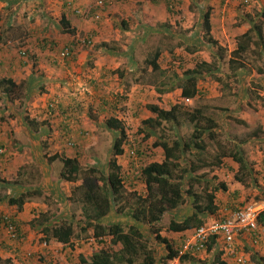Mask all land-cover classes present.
<instances>
[{"label":"rangeland","instance_id":"obj_1","mask_svg":"<svg viewBox=\"0 0 264 264\" xmlns=\"http://www.w3.org/2000/svg\"><path fill=\"white\" fill-rule=\"evenodd\" d=\"M171 3L173 8L169 7ZM91 9L97 12L91 13ZM207 9L211 11L210 37L216 41L214 44L201 39L204 33L202 14ZM263 9L264 0H248L247 3L244 0H231L226 4L220 0H0V10H3L0 18V78L7 77L10 64L29 65L28 68H17L18 72L14 75L23 83L17 84L7 97L0 92V178L10 181L19 179L25 185H40L42 189V195L34 196L30 212L23 214L21 219L16 218L18 226H29L26 232L21 228L25 238L15 240L0 231V257L16 262L13 251H20L23 257L42 259V264H80L79 255L89 257L103 245L92 239L76 244L72 249L57 241L45 244L40 229L45 224L44 218L46 223H53V217L59 218L67 213L65 210L72 213L76 222L82 219V193L76 194V198H80L78 202L73 199V189L82 183L90 168L107 172L108 162L115 157L112 142L117 132L107 127L109 117L120 119L127 134L124 153L116 156L126 190L144 191V184L132 178L134 170L129 144L135 141L138 145V160L161 161L163 150L154 146V142H172L178 136L189 139L193 124L185 120V113L194 108H199L203 117L214 120L216 135L207 140V147L199 160L192 157L193 161L199 165H202V161L212 164L214 156L221 155L226 149L240 152L247 159L250 171L255 169L258 184L264 186L261 179L264 162V18L258 19ZM8 14L12 15V19L7 23L5 18ZM63 14L75 29L74 34L60 31L59 20ZM242 18H254V23H260L262 38L258 39L251 32L253 43L249 50L241 58L235 57L237 64L245 66L238 64L239 68L234 69L236 63H229L228 60L235 48V39L252 26L248 21L240 22ZM87 33L92 34L93 42L90 46L78 47L73 62H54L59 50L74 35L82 37ZM198 41L202 42L201 48L195 53H189L182 47V44L191 46ZM156 50L160 53L157 60L160 71H153L148 64ZM196 60L212 62L210 64L214 69L198 81L199 93L186 100L180 95L181 89L174 87L177 81L175 74L181 75L185 69L192 68ZM43 63L53 68L58 78L54 86L44 83L49 89L40 86L46 98L41 105L34 106V92L25 97L24 87L29 83L28 78L34 77V64L40 69ZM100 66L104 67L101 71L97 69ZM28 70L29 75L22 78V74L28 73ZM30 87L34 89V81ZM57 87L62 94L49 96L48 93ZM102 100L105 105L103 109L100 107ZM57 101L61 104L58 110ZM49 103H54L53 111L48 110ZM174 104L182 107L178 115L180 122L162 121L154 125L149 137L144 136L145 131L141 128H147V125L143 121L156 117L149 106L165 109ZM60 112L70 115L68 127H62L57 116ZM26 116L43 121L47 130L40 138L47 145L45 148L39 145L38 150L34 147L36 154L39 150L40 153L47 151L49 154L56 151L77 158L81 172L76 182L60 179V161L48 163L34 158V162L18 166L19 156L24 155V149L20 151L14 146L19 139L12 132L15 125L11 123L24 125ZM52 125L56 132L50 128ZM50 138L56 140V147ZM185 157L189 156L186 154ZM223 161L221 169L206 165L201 166L198 173L215 184L226 183L229 191L240 190V202L244 199L251 202L256 194L261 195L253 188V181L248 175H243L244 184L234 181L236 173H244V170H238L236 162L226 157ZM93 175H98V172ZM204 183L197 184L195 189L202 191ZM10 190L8 187L0 188L2 193H9ZM224 192L219 191L217 196L227 200ZM15 209L0 202V219L2 215L16 217ZM40 211L46 213L41 214ZM189 212L187 208L166 212L160 222L161 233L175 240H179L180 235L188 234L189 231L172 232L168 225L171 220L179 221ZM37 219L41 226L32 227L31 221ZM114 220L123 224L130 222L128 217L118 216L117 213L107 215L103 222L110 224ZM207 221H213L212 217L207 216ZM141 231L155 243L146 226H141ZM3 243L7 244L8 249L2 250ZM154 245L156 264H162L164 249L160 244ZM221 247L219 242L212 252L201 251L197 257L179 264H213L215 254L222 251ZM243 251L248 252L247 249ZM249 255L251 257L252 253ZM253 256H256L252 258L253 264H264V253L255 252Z\"/></svg>","mask_w":264,"mask_h":264},{"label":"trees","instance_id":"obj_2","mask_svg":"<svg viewBox=\"0 0 264 264\" xmlns=\"http://www.w3.org/2000/svg\"><path fill=\"white\" fill-rule=\"evenodd\" d=\"M148 1L155 2L157 0ZM169 7L173 8L172 3ZM91 10V13L97 12L94 9ZM210 12V9H207L202 14L204 33L201 39H203V41L207 40L208 44H214L216 41H213L210 37ZM261 18H264V9L259 14L258 19ZM247 21L252 23V26L248 27L244 33L236 37L235 48L231 51V57L228 60L229 63H236L234 69H238L239 65L240 67L245 66L242 63H238V65L235 57L241 58L243 53L249 50V47L253 43L251 32H254L258 39L262 38L260 23H254V18H248ZM59 22L61 24V32L74 34L75 29L71 27L66 15H61ZM1 34H4V32ZM74 43L75 42L71 39L67 44L63 45L62 48L68 47L69 45L70 48ZM201 43V41H198L191 46L182 44V47L189 53H195L199 47L201 48ZM78 47L77 45L76 49ZM69 50H72L70 54L63 58L60 57V59L59 50L54 62L60 63L63 60L67 61L66 63L73 62L76 57L75 48L74 50ZM159 54V51L156 50L149 60L148 64L153 71H160L157 61ZM210 63L212 62L196 60L192 68L185 69L181 75L175 74L177 81L174 87L181 89L180 95L182 98H194L199 93L198 81L207 76V74H211L214 69V66ZM258 71L261 72V69H258ZM0 86L3 89V94H9L15 88L16 84L11 78H0ZM50 102L52 103V101ZM51 103H49L47 107L49 111H53L54 103ZM55 103L56 108L59 107L60 109L61 104L59 101ZM100 107L102 109L105 108L103 100L100 102ZM149 109L156 117L148 118L143 121V123L147 125V128L142 127L141 130L145 131L144 136L146 137L150 136V133H152L151 129H153L154 125H159L162 121L175 124L180 122L178 121V115L181 114L182 107L177 104L165 109L159 108L156 105H150ZM60 113L64 115V122H60L63 124L62 127H68L70 115L63 112ZM185 120L193 124V132L189 139L184 140L178 136L172 142L167 140L154 142V146H159L163 150V158L161 161L143 162L142 160H138V145L135 141L130 144L127 141L129 144V151L135 148L134 155L129 154L132 164L135 163L138 169V173L135 174L133 178L135 182L139 180L140 183L144 184L143 193H138L136 190H126L125 182L120 172V165L116 161V156H121L124 153L123 146L127 138L126 131L120 119L109 117L106 120L107 127L117 132L112 142V153L115 157L108 162L107 172L103 170L99 171L92 167L89 169V172H87L82 183L76 185L75 189H73L74 197L73 194L72 197L78 202L80 198H76V194L77 192H80V194L82 193L83 217L80 221L76 222L72 213L67 210H65L67 213H63L59 218L53 217V223H46L47 220L44 218L45 224H43L40 229L44 235V243L49 244L53 241H57L68 245L70 249L75 247L76 244L82 243L88 239L103 244L93 251L89 257L79 255L78 259L80 264H156V246L154 244L157 243L164 249L165 255L163 256L162 264H169L172 259L178 257L183 239L191 234L194 229L209 223L207 221V216H211L213 221L220 220L226 215L225 209L229 208L231 210H236L250 202L249 200L246 201V199L240 202V190L229 191L226 183L220 182L215 184L212 180L203 178L202 175L198 173V169L206 165L221 169L222 166H224L223 160L225 157L226 159H232L236 162L239 167L238 170H244L243 174L239 175L236 173L234 175V181L244 184V176L248 175L253 181V188L261 194H256L252 201L264 199V186L260 185V183L258 184V180L254 176L255 169L250 171L247 166V159L240 152L226 149L221 155L214 156L212 164L204 161H202V165L195 163L193 158L198 161L200 154H202L207 147V140L215 137L216 124L213 119L203 117L199 108L187 111L185 113ZM42 122L43 121L40 122L34 117H25V125L28 127L30 134H32L30 135L31 138L39 140L41 144L40 147L45 148L47 145L45 143L46 141L43 143L40 140L47 132L45 123ZM68 131L71 132L72 130L69 128ZM37 154L41 161L46 160L48 163H57L60 161L62 163L59 171L60 179L66 182H76L80 178L81 168L76 157L63 155L56 151L53 154H49L47 151L40 153L39 150ZM186 154L189 157H185ZM261 169L263 172L261 179L264 183V162ZM96 172H98V175L94 176L93 174ZM252 175L255 178H253ZM201 182H205L204 187L202 191H198L195 189V186ZM2 187H8L11 190L9 193H2L0 191V202H5L7 205L13 206L18 210H22L26 202L33 201L34 196L42 195L40 185H25L19 181V179L10 181L0 178V188ZM48 188L52 187L49 186ZM221 190L225 191L224 193L227 200H223L217 196V193ZM55 192L59 194L57 191ZM182 208H187L190 212L185 213V216H182L179 221L174 219L171 220L168 228L172 232L184 233L189 231V233L180 235L179 240L164 236L161 233L162 226L160 224L162 217L166 212L172 210L178 211ZM40 213L44 214L46 212L40 211ZM111 213H117L118 216H126L130 222L123 224L119 220H114L110 224L104 223L103 219ZM11 220L15 224L16 234H21L25 238L21 231V227L18 226L16 217L12 216ZM37 222L38 219L34 222L31 221V226H41V223ZM257 224L264 228V211L258 214ZM141 226L147 227L155 243H153L148 236H145L141 231ZM1 229L7 234L8 238H12L7 232L6 224L2 217L0 219V231H2ZM218 243V235L209 237V241L203 251H211ZM197 253L199 252L184 253L180 256L179 260L180 262L190 260L194 258ZM226 258L230 260L223 251H218L215 254L213 264H231V260L228 261ZM0 262H4L5 264H20L13 261L11 258L2 257H0Z\"/></svg>","mask_w":264,"mask_h":264},{"label":"crops","instance_id":"obj_3","mask_svg":"<svg viewBox=\"0 0 264 264\" xmlns=\"http://www.w3.org/2000/svg\"><path fill=\"white\" fill-rule=\"evenodd\" d=\"M4 1H8V0H4ZM12 1L13 0H9L8 2H12ZM220 2L223 3V4H226L228 2L230 3L231 0H220ZM0 11H1L0 12V18H1L2 17L1 13H2L3 10H0ZM11 17H12V15L8 14V16L5 18L7 23L12 19ZM244 20L247 21V19H245V18H242L239 21L243 23ZM51 64L54 65V63H51ZM34 66H35V68H34V77L28 78L29 79V83L26 84V87H24V93L23 94H24L25 97H29V93L31 91L34 92V106H39V105H41V101H44L45 98H46L45 93L41 91V87L40 86L44 85V83H47V82L49 83V85H52V86L56 85V84H54L55 83L54 81H55V79L58 78V73L56 71H54L53 68H51L47 63L46 64L43 63L42 67L40 69H39V66H36L35 64H34ZM102 66L98 67L97 69L99 71H101V69L104 68ZM25 67L28 68L29 65L20 66V65H18L16 63L15 64H10V67L7 69L8 71L6 73L7 77H1V78H7V79L11 78L16 85L20 84V82L23 83V81H20V78H18V79L14 78V75H15V73L18 72L17 68L23 69ZM29 73L30 72L28 70V73L22 74V78H24L26 75H29ZM32 81H34V89H32L30 87L32 85ZM37 84H39V87L37 86ZM44 88L49 89V86L46 84V85H44ZM38 89H39V93L37 92ZM58 89H59V87H57L52 92H49L48 95L51 96L54 93H57V94L61 95L62 93ZM0 92H2V96H4V97L8 96V94H3V89H1ZM42 95H43V97H41ZM49 96H48V98H49ZM57 116L60 117V121L61 122H64V119H63L64 115L59 114ZM11 124L15 125V127H13L12 132H14L15 135H16L15 137L19 139L17 143L14 142L15 143L14 146H17L16 148L20 149V151H22L24 149V153H23L24 155L23 156H19L20 162L18 163V166L20 167L23 164L25 165L28 162H34V158L37 159V161H38L39 155L36 154V151H34V147H35L36 150H38L37 147H39V145H41V144H39V140L31 138L30 135H32V134H30L29 129H28V127L25 124L24 125L16 124V123H11ZM1 128L2 127H0V131H1ZM50 128L53 130V132H56L55 126L52 125V127H50ZM50 140L55 145L54 147H56L57 146L55 144L56 140L54 138H50ZM35 154H36V156H34ZM0 160H2V159H0ZM30 185H33V184H30ZM32 205H34V200L31 201V202H26L24 204V207H23L22 210H18L16 208L15 209V213L17 215L16 218H20L21 219L23 214H26L27 212H30ZM29 216H31V214H29ZM20 225H21V228H22V230L24 232L28 231L29 226H27V225L25 226V225H22V224H20ZM1 230L3 231V229H1ZM29 236L30 235H27V237H29ZM235 240H236V244L241 248L242 251L244 249L248 250V252H246V253L243 251V253L245 254V257L247 258V261H248L247 263L248 264H253L252 258L256 257V256H253L255 252H258V254L264 253V228H262L260 226H258L256 234L249 233V232L241 233V234H239V235H237L235 237ZM64 245H66V244H64ZM3 246H4V248L2 250L8 249L6 243H3ZM8 252H10V250H8ZM209 252H212V251H209ZM13 253H14L13 256L16 258L15 259L16 262H18L20 264H42V261L40 259L34 260V258H28V257L21 256L20 255V251L19 252L13 251ZM250 253H252L251 257L249 255ZM17 255H18V257H17ZM195 256L197 257L198 255L196 254ZM230 260H228V261H230L231 264H236L232 259H230Z\"/></svg>","mask_w":264,"mask_h":264},{"label":"built area","instance_id":"obj_4","mask_svg":"<svg viewBox=\"0 0 264 264\" xmlns=\"http://www.w3.org/2000/svg\"><path fill=\"white\" fill-rule=\"evenodd\" d=\"M244 2L247 3L248 0H244ZM94 8H96V6ZM73 42H75L73 46L69 48V45L60 51L59 59L60 57L63 58L69 55L72 51L69 49L74 50L76 45L90 46L93 42L92 34L87 33L82 37L76 34L73 37ZM134 151L135 148L129 151V154L134 155ZM132 166L134 174H137L138 169L136 168L135 163L132 164ZM262 211H264V199L251 201L236 210H231L229 208L225 209L226 215L223 219L214 220L204 224L194 229L191 234L186 236L182 241L178 257L171 260L169 264H178L179 257L184 253L203 251L206 248L209 237L217 235L218 241L222 244L221 250L229 259H232L236 264H247V258L241 248L236 244L235 237L245 232L256 234L258 229L257 216ZM2 219L6 224L7 232L13 239L22 240L24 238L21 234H16L15 224L12 222L11 217L3 216Z\"/></svg>","mask_w":264,"mask_h":264},{"label":"clouds","instance_id":"obj_5","mask_svg":"<svg viewBox=\"0 0 264 264\" xmlns=\"http://www.w3.org/2000/svg\"><path fill=\"white\" fill-rule=\"evenodd\" d=\"M74 36H75V35H74ZM72 40H73V38H72ZM76 46H77V45H76ZM79 47H81V46H79ZM62 49H63V48H61L60 51H61ZM76 50H77V49H76V47H75V52H76ZM75 55H76V54H75ZM58 63H59V62H58ZM186 99H187V98H186ZM134 175H135V174H134ZM134 175H133V176H134ZM132 178H133V177H132ZM3 216H8V215H2V218H3ZM8 217H11V218H12V215H9ZM200 252H201V251H200ZM176 258H177V257H176ZM179 258H180V257H179ZM172 260H173V259H172ZM179 262H180V260L178 261V264H179ZM169 263H170V262H169ZM180 263H181V262H180Z\"/></svg>","mask_w":264,"mask_h":264}]
</instances>
